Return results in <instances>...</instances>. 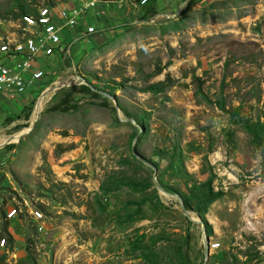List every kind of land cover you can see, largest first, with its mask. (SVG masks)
I'll return each mask as SVG.
<instances>
[{
  "label": "rangeland",
  "instance_id": "374dc122",
  "mask_svg": "<svg viewBox=\"0 0 264 264\" xmlns=\"http://www.w3.org/2000/svg\"><path fill=\"white\" fill-rule=\"evenodd\" d=\"M90 14L0 108V237L13 208L26 264H264V0Z\"/></svg>",
  "mask_w": 264,
  "mask_h": 264
},
{
  "label": "built area",
  "instance_id": "2783aa9c",
  "mask_svg": "<svg viewBox=\"0 0 264 264\" xmlns=\"http://www.w3.org/2000/svg\"><path fill=\"white\" fill-rule=\"evenodd\" d=\"M102 4L145 5L147 0H102ZM96 3L85 0H66L62 3L45 0L40 10L33 14H21L22 34L12 38V31L0 36V107L3 102L25 93L35 81H39L47 72L49 57L61 50V32L65 28L73 29L76 34H91L95 28L90 11ZM83 25V26H82ZM43 92V89L41 90ZM12 104V103H11ZM30 216L36 219V230L43 232L45 225L42 212L30 209ZM6 217H12V208ZM5 242L0 238V245ZM218 243L211 245L217 247Z\"/></svg>",
  "mask_w": 264,
  "mask_h": 264
},
{
  "label": "crops",
  "instance_id": "0c3cea01",
  "mask_svg": "<svg viewBox=\"0 0 264 264\" xmlns=\"http://www.w3.org/2000/svg\"><path fill=\"white\" fill-rule=\"evenodd\" d=\"M183 1L185 0H147L146 5H148L155 11H160V10L167 9V8L169 9L170 7H173V6H178L182 4ZM95 3H96L95 6H99L102 4L100 1H96ZM95 6L93 7V9L95 8ZM91 18H93L92 15H91ZM52 56L53 55H51L48 59L49 65H50ZM23 100H24V103H26L25 102L26 96L23 97ZM6 102L5 101L3 102L4 105L0 107L1 109H6L10 107L8 106V103ZM9 209L10 208H7L5 210V213ZM15 215L16 214L12 208V217H6L7 222H6V227L4 231L8 235H10V240L9 242L5 240L4 244L2 246L0 245V264H26V255H25L24 248H23L24 240L19 230L17 229L18 226L16 224H17V220L19 219ZM12 223H14V225H12ZM127 263H128V260H125L123 262L121 261L119 264H127ZM95 264H98V262L96 261ZM103 264H108V263L104 262Z\"/></svg>",
  "mask_w": 264,
  "mask_h": 264
},
{
  "label": "trees",
  "instance_id": "16d2710c",
  "mask_svg": "<svg viewBox=\"0 0 264 264\" xmlns=\"http://www.w3.org/2000/svg\"><path fill=\"white\" fill-rule=\"evenodd\" d=\"M5 233V237H1V238H4L7 242H9L10 240V235H8L5 231H3ZM27 258L29 260H31V256L29 254H27Z\"/></svg>",
  "mask_w": 264,
  "mask_h": 264
},
{
  "label": "bare ground",
  "instance_id": "6f19581e",
  "mask_svg": "<svg viewBox=\"0 0 264 264\" xmlns=\"http://www.w3.org/2000/svg\"><path fill=\"white\" fill-rule=\"evenodd\" d=\"M49 1V0H48ZM62 1H66V0H60V1H56L55 3H62ZM40 10V4L37 5L36 7V12Z\"/></svg>",
  "mask_w": 264,
  "mask_h": 264
},
{
  "label": "water",
  "instance_id": "95a60500",
  "mask_svg": "<svg viewBox=\"0 0 264 264\" xmlns=\"http://www.w3.org/2000/svg\"><path fill=\"white\" fill-rule=\"evenodd\" d=\"M207 250H208V246H206V252H205V254H207Z\"/></svg>",
  "mask_w": 264,
  "mask_h": 264
}]
</instances>
